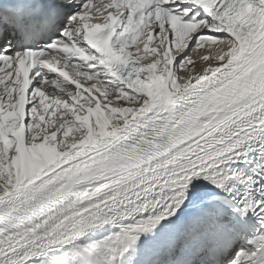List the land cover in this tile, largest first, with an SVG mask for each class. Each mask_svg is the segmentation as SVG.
I'll use <instances>...</instances> for the list:
<instances>
[{
  "label": "snow or ice",
  "instance_id": "6c2138e0",
  "mask_svg": "<svg viewBox=\"0 0 264 264\" xmlns=\"http://www.w3.org/2000/svg\"><path fill=\"white\" fill-rule=\"evenodd\" d=\"M0 264H264V0H0Z\"/></svg>",
  "mask_w": 264,
  "mask_h": 264
},
{
  "label": "bare ground",
  "instance_id": "6f19581e",
  "mask_svg": "<svg viewBox=\"0 0 264 264\" xmlns=\"http://www.w3.org/2000/svg\"><path fill=\"white\" fill-rule=\"evenodd\" d=\"M199 55H197V58H193L194 60H196V65H195V68H192V66H189V68L192 70V71H195L197 69H201L204 64L199 60ZM69 72L70 74H72L73 70L72 69H69ZM184 73H181V75H183ZM82 83H85V86H90L91 83H93V81H88V82H85V81H81Z\"/></svg>",
  "mask_w": 264,
  "mask_h": 264
}]
</instances>
